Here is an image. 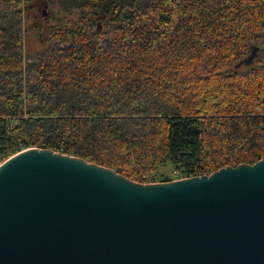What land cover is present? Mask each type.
Returning a JSON list of instances; mask_svg holds the SVG:
<instances>
[{
  "label": "trees",
  "instance_id": "16d2710c",
  "mask_svg": "<svg viewBox=\"0 0 264 264\" xmlns=\"http://www.w3.org/2000/svg\"><path fill=\"white\" fill-rule=\"evenodd\" d=\"M43 1L0 0V160L46 148L148 183L264 159V0Z\"/></svg>",
  "mask_w": 264,
  "mask_h": 264
},
{
  "label": "water",
  "instance_id": "95a60500",
  "mask_svg": "<svg viewBox=\"0 0 264 264\" xmlns=\"http://www.w3.org/2000/svg\"><path fill=\"white\" fill-rule=\"evenodd\" d=\"M0 264H264V159L143 183L24 149L0 164Z\"/></svg>",
  "mask_w": 264,
  "mask_h": 264
},
{
  "label": "rangeland",
  "instance_id": "374dc122",
  "mask_svg": "<svg viewBox=\"0 0 264 264\" xmlns=\"http://www.w3.org/2000/svg\"><path fill=\"white\" fill-rule=\"evenodd\" d=\"M42 3L44 2L41 0ZM54 8L52 5H47V6H42L39 8V13H37V18L34 20L33 23H40L41 26L45 27L49 23L55 22V19L51 17V13H53ZM55 14L59 17L60 15H64L63 13H58L57 9L55 10ZM33 23H28L26 26V31H25V38H24V48H25V53L28 55L35 54L39 51L42 50L44 47L43 44L40 43L39 37L41 35L39 34L40 29L36 28L33 26ZM100 23V26L102 25L101 21H98V24ZM44 43V42H43ZM45 44V43H44ZM3 162V160H0V164ZM165 173V175L169 177H174L173 170L170 165H166L161 167L160 171L155 175V181L148 182V183H157V182H162L161 180V175ZM164 177V176H163Z\"/></svg>",
  "mask_w": 264,
  "mask_h": 264
},
{
  "label": "built area",
  "instance_id": "2783aa9c",
  "mask_svg": "<svg viewBox=\"0 0 264 264\" xmlns=\"http://www.w3.org/2000/svg\"><path fill=\"white\" fill-rule=\"evenodd\" d=\"M180 178H182V177H179V173L176 172V173L174 174V178H173V180H175V179H180Z\"/></svg>",
  "mask_w": 264,
  "mask_h": 264
},
{
  "label": "flooded vegetation",
  "instance_id": "af4514ba",
  "mask_svg": "<svg viewBox=\"0 0 264 264\" xmlns=\"http://www.w3.org/2000/svg\"><path fill=\"white\" fill-rule=\"evenodd\" d=\"M37 13H39V11H36V12H35V15H36ZM38 25H39V26H41V24H40V23H39ZM42 26H43V25H42Z\"/></svg>",
  "mask_w": 264,
  "mask_h": 264
}]
</instances>
